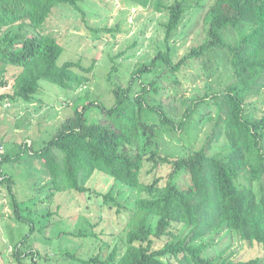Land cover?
I'll list each match as a JSON object with an SVG mask.
<instances>
[{"label":"trees","instance_id":"trees-1","mask_svg":"<svg viewBox=\"0 0 264 264\" xmlns=\"http://www.w3.org/2000/svg\"><path fill=\"white\" fill-rule=\"evenodd\" d=\"M81 1L0 0V62L22 67L12 85L8 80L0 82V87L7 90L0 92V99L32 103L37 99L41 80L73 91L88 86L95 63L85 66L82 61H67L59 65L64 46L44 28L58 5L80 10ZM123 1L152 8L166 17L161 24L167 49L140 63L126 87L113 88V106L89 98L60 125L52 139L40 149L29 150L31 156L43 162L52 191L89 192L88 182L97 172L137 191L135 208L129 214L124 253L117 245L106 260L99 255L78 260L82 264H264V187L258 193L254 186L264 175V114L255 115L248 108L250 99L264 94V0H214L204 18L207 40L177 61L170 42L187 11L199 4L190 0ZM229 28L241 34L235 42L224 34ZM105 30L113 32L115 28ZM215 48L231 53L234 80L225 92L208 93L193 101L181 120L170 117L162 103L152 99L160 93L158 77L178 74L189 61ZM149 74H155L156 79L146 80ZM210 96L223 111V131L215 135L218 139L220 135L226 137L227 150L211 154L207 150L210 142L187 154L162 155L158 123L149 116L145 119L143 111L156 113L162 126L185 130L192 115ZM94 105L101 107L103 118L90 123L88 112ZM4 156L3 161L21 160V153ZM146 162H153L155 167L168 165L171 171L165 179L159 176L145 183L142 172ZM181 177L186 178L185 185L178 181ZM2 181L9 184L15 218L33 223L31 216L23 214L13 176H5ZM96 194L103 197L106 205L117 206L118 211L126 209L114 189ZM154 216L158 218L155 227L151 224ZM174 224L189 226L191 230L178 239ZM224 226L239 235L245 245L261 247L262 256L238 259L227 252L228 248L213 256L205 254L210 243L201 240ZM28 235L14 248L20 264H27L29 255L21 248ZM80 235L98 236L84 229ZM166 237L170 239L156 247ZM30 255L36 264H42L37 251Z\"/></svg>","mask_w":264,"mask_h":264},{"label":"rangeland","instance_id":"rangeland-1","mask_svg":"<svg viewBox=\"0 0 264 264\" xmlns=\"http://www.w3.org/2000/svg\"><path fill=\"white\" fill-rule=\"evenodd\" d=\"M190 1L199 5L187 11L170 42L176 53V61L207 40L204 18L214 0ZM79 7L80 10L71 5H58L44 28L47 32H53L64 46L59 65L67 61H82L85 66L95 63L88 86L73 91L41 80L37 99L32 103L22 99H0V264H20L15 258L14 248L28 234L24 246H20L29 255L27 264H36L30 255L33 251L39 253L42 264H82L78 259L99 255L106 260L117 245L121 247V254L126 249L129 214L135 208L137 191L101 172H97L88 182L91 188L89 192L52 191L43 162L31 156L29 150L40 149L52 139L60 125L89 98L107 107L113 106L116 102L113 88L126 87L140 63L148 62L159 50L167 49L165 28L161 24L166 17L152 8L133 6L123 0H83ZM109 27L115 30H105ZM224 34L232 42L241 37L234 28L225 30ZM21 70L22 67L0 62V82L8 80L12 85ZM145 77L146 80L156 79L155 74ZM234 78L231 53L215 48L189 61L178 74L167 73L158 77L160 93L153 95L152 99L153 102L162 103L168 115L179 121L193 101L206 97L208 93L225 92ZM139 84L140 80H137V90ZM6 91L0 87L1 93ZM207 99L192 115L185 130L162 126L156 113L147 109L143 111L145 119L149 116L158 123L162 155L187 154L208 146L210 142L207 150L211 154L227 150L226 137L220 135L218 139L215 135L223 131L220 119L224 116L222 108L212 96ZM249 101L248 108L255 115L262 116L264 94ZM102 118L101 107L94 105L88 112L89 122H99ZM7 153L11 157L21 153V160L3 161L1 158ZM170 171L168 165L155 167L153 162H146L142 181L151 183L159 176L165 179ZM5 176H13L14 190L23 214L31 216L33 223L15 218L9 184L2 181ZM178 181L181 185L187 182L183 177ZM254 186L261 193L264 175ZM111 189H114V195L126 209L118 211L117 206L106 205L103 197L96 194ZM157 219L154 216L151 220L153 227ZM81 229L96 232L98 236L80 235ZM190 230L189 226H173L178 239L187 236ZM169 239L166 237L158 241L156 247ZM201 241L210 243L205 251L210 256L226 248L238 259L262 256L261 247L245 245L239 235L233 234L226 226Z\"/></svg>","mask_w":264,"mask_h":264}]
</instances>
